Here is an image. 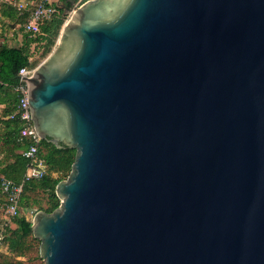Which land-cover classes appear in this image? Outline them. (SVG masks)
Here are the masks:
<instances>
[{"label":"water","instance_id":"obj_1","mask_svg":"<svg viewBox=\"0 0 264 264\" xmlns=\"http://www.w3.org/2000/svg\"><path fill=\"white\" fill-rule=\"evenodd\" d=\"M27 82L46 264H264V0H87Z\"/></svg>","mask_w":264,"mask_h":264},{"label":"trees","instance_id":"obj_2","mask_svg":"<svg viewBox=\"0 0 264 264\" xmlns=\"http://www.w3.org/2000/svg\"><path fill=\"white\" fill-rule=\"evenodd\" d=\"M36 2L38 0H32ZM66 8L73 6L77 0H64ZM55 5V4H54ZM16 8V13L21 22L25 23L30 9L20 11L15 4L8 5V9ZM57 7L54 16L42 25V31L36 37L24 33L22 45H9L7 42L0 44V104L5 108L0 118V198L1 177H7L15 183H23L24 190L20 198V213L14 219V225L7 235L4 249L0 251V264H24L19 257H27L32 250L30 238L36 239L33 233L32 220L23 214L22 208H35L53 212L61 203L56 193L57 184L68 177L76 158V149L66 145L57 146L48 139H43L39 157L48 165V174L42 179H26V171L30 160L23 155L29 146L28 139H21L20 129L22 120L19 117L9 118L14 113L19 102V92L16 86L19 83V70L24 66L36 67V61L30 62L34 52L33 44L43 46V55L47 56L56 44L61 29L68 16L63 8ZM23 23V25H24ZM24 29V28H23ZM42 191L47 196L46 205L40 200L30 201V194ZM2 200V199H1ZM36 205V207H34ZM30 261V257L27 258Z\"/></svg>","mask_w":264,"mask_h":264},{"label":"built area","instance_id":"obj_3","mask_svg":"<svg viewBox=\"0 0 264 264\" xmlns=\"http://www.w3.org/2000/svg\"><path fill=\"white\" fill-rule=\"evenodd\" d=\"M87 0H77L73 6L65 13L70 17L74 10ZM21 12L25 9H30V14L25 21L23 28L31 37H36L42 31V25L51 19L57 12V5L49 0L25 1L14 3ZM68 17V19H69ZM67 19V20H68ZM34 58L30 57V62ZM35 70V67L24 66L19 70V83L16 90L19 92V102L14 113L10 114L9 118L19 117L23 124L20 129L21 139H28L29 146L23 151V155L30 160V164L26 171V179H42L48 174L49 168L45 161L39 157V151L43 138L38 134L31 114V106L28 99V82L27 77H30ZM24 190L23 183H15L7 177H1V195L0 209L3 213L0 218V251L4 249V244L10 228L14 225V219L20 213L21 205L20 198ZM2 199V200H1ZM29 209V215L33 219L37 209Z\"/></svg>","mask_w":264,"mask_h":264},{"label":"crops","instance_id":"obj_4","mask_svg":"<svg viewBox=\"0 0 264 264\" xmlns=\"http://www.w3.org/2000/svg\"><path fill=\"white\" fill-rule=\"evenodd\" d=\"M25 1L32 0H0V44L7 42L9 45H22L25 41L24 39V29L23 23L21 22L19 16L16 13V8L12 7L11 10L8 9V5L16 3H21ZM60 8L64 9V12L68 10L66 8V2L64 0H49ZM34 46V45H33ZM33 57V55H32ZM34 58V57H33ZM5 104H0V118L2 117ZM0 129L2 125L0 123ZM2 211L0 209V218H2ZM28 219L30 217L27 215Z\"/></svg>","mask_w":264,"mask_h":264},{"label":"rangeland","instance_id":"obj_5","mask_svg":"<svg viewBox=\"0 0 264 264\" xmlns=\"http://www.w3.org/2000/svg\"><path fill=\"white\" fill-rule=\"evenodd\" d=\"M69 16L66 17V20L68 19ZM26 34V33H25ZM59 38V37H58ZM57 38V41H58ZM56 41V43H57ZM34 45V52H33V57L34 60L36 61V64L38 65L40 62H42L47 56L44 57L43 55V46L40 44H33ZM54 48V47H53ZM35 199L40 200L44 205H46L47 202V196L44 192L39 191L37 193H31L30 194V201L34 202ZM34 207H36V205H34ZM22 212L24 215H28L30 217V219L32 220L31 216L29 215V209H27L26 207L22 208ZM31 243H32V250L29 253V255H27V257H19L18 259H22L24 261V264H46V261L41 257L40 254V240L39 239H32V237L30 238ZM30 257V261L27 259Z\"/></svg>","mask_w":264,"mask_h":264}]
</instances>
